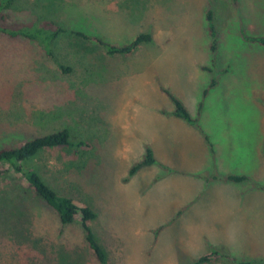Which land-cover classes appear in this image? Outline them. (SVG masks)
<instances>
[{"label":"rangeland","instance_id":"obj_1","mask_svg":"<svg viewBox=\"0 0 264 264\" xmlns=\"http://www.w3.org/2000/svg\"><path fill=\"white\" fill-rule=\"evenodd\" d=\"M20 1L19 19L38 14L32 0ZM52 3L73 29L118 43L150 32L152 41L128 55L93 45L83 55L64 43L59 52L73 68L64 73L39 43L0 34V147L62 128L72 142H86L81 157L73 146L51 148L28 165L58 193L95 211L91 226L106 264H194L211 248L264 258V46L242 38L264 35V0ZM212 78L217 84L203 98ZM164 88L192 117L203 101L199 123L213 152L172 114ZM145 145L159 163L129 175ZM214 171L247 174L262 188L206 180ZM26 186L23 175L0 164V264H99L79 221L61 226Z\"/></svg>","mask_w":264,"mask_h":264},{"label":"trees","instance_id":"obj_2","mask_svg":"<svg viewBox=\"0 0 264 264\" xmlns=\"http://www.w3.org/2000/svg\"><path fill=\"white\" fill-rule=\"evenodd\" d=\"M20 0H0V34L10 38H25L40 44L45 54L52 59L55 64L64 73L71 72L73 68L64 63L60 51V45L66 44V47L85 55L93 47H100L108 55H128L135 52L143 44L152 41L150 32H139L130 41L125 43L105 41L96 35H89L81 30L73 29L62 23L54 14L55 10L50 7L54 6L53 0H32L38 9V14L29 19H19L16 16V9L20 4ZM52 12V13H51ZM207 30L211 38L209 47L213 55L217 51L216 26L212 11H206ZM242 38L245 41L256 43L264 46V35L250 36L242 32ZM93 42V43H91ZM95 43V44H94ZM83 52V53H82ZM85 53V54H84ZM217 84L216 78H212L203 90L204 98L208 90ZM168 99L173 105L172 114L177 118L185 120L190 126L198 130L203 140L208 144L209 149L213 152V147L208 135L202 130L199 123V116L203 107V101L198 102L196 116H191L184 103L169 90L163 89ZM84 140L72 142L70 131L68 128H62L43 135L35 136L23 143L15 146L0 147V164L7 165L9 170L15 174L24 176L26 187L24 190L30 192L41 202L50 208L56 215L61 226H66L79 221L84 232V239L87 248L93 254L99 264H106L107 252L100 242L99 238L93 231L91 223L96 218V213L86 204H83L68 195L58 193L45 179L28 165L32 157L36 156L42 150L59 148V147H76L77 156L85 153L83 147L86 145ZM264 153V146H263ZM159 163L153 154V150L149 145H145L144 156L135 162L129 169V175L134 174L137 170L144 166ZM163 168L170 172L171 168L160 164ZM206 180L220 179L236 183H246L247 186L262 188V185L254 182L247 174H219L215 171L209 176H205ZM225 259L234 264H253L258 261L264 262V258H234L224 250L211 248L208 252L197 257L193 263L203 264L218 259Z\"/></svg>","mask_w":264,"mask_h":264}]
</instances>
